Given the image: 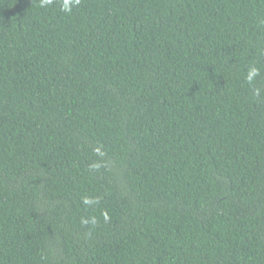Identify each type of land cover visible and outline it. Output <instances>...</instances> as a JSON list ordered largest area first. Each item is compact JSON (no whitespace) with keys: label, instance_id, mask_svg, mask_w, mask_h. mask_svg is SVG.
Segmentation results:
<instances>
[{"label":"trees","instance_id":"trees-1","mask_svg":"<svg viewBox=\"0 0 264 264\" xmlns=\"http://www.w3.org/2000/svg\"><path fill=\"white\" fill-rule=\"evenodd\" d=\"M0 264H264V0H0Z\"/></svg>","mask_w":264,"mask_h":264},{"label":"clouds","instance_id":"clouds-1","mask_svg":"<svg viewBox=\"0 0 264 264\" xmlns=\"http://www.w3.org/2000/svg\"><path fill=\"white\" fill-rule=\"evenodd\" d=\"M52 2V0H43V3H51ZM65 10H67V6L65 7ZM255 69H253L252 70V73L250 74V77L249 78H251V75H254L255 74Z\"/></svg>","mask_w":264,"mask_h":264}]
</instances>
